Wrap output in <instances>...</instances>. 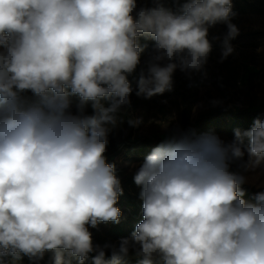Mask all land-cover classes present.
Masks as SVG:
<instances>
[{
  "label": "clouds",
  "instance_id": "9594fccd",
  "mask_svg": "<svg viewBox=\"0 0 264 264\" xmlns=\"http://www.w3.org/2000/svg\"><path fill=\"white\" fill-rule=\"evenodd\" d=\"M236 16L233 0H0V264H264V191L249 201L242 187L264 174L260 116L227 142L177 126L136 168L135 230L103 245L90 231L123 217L106 153L133 91L170 92L177 70L206 77L209 31L227 28L213 37L222 63Z\"/></svg>",
  "mask_w": 264,
  "mask_h": 264
},
{
  "label": "rangeland",
  "instance_id": "374dc122",
  "mask_svg": "<svg viewBox=\"0 0 264 264\" xmlns=\"http://www.w3.org/2000/svg\"><path fill=\"white\" fill-rule=\"evenodd\" d=\"M233 10L237 16L232 22L239 28V35L231 41L233 54L222 63L219 62L221 40L227 28L223 24L211 28L208 38L213 49L205 66L207 76L196 73L190 80L177 70L174 74V87L170 92L146 100L136 97L133 91L131 108L118 114L124 122L110 134L107 152L127 138L135 140L144 137L161 142L177 126L185 130L193 127L199 118L211 116L218 108H258L264 112V0H233ZM213 37H220L221 40H213ZM147 58L148 53L137 67V74L131 76L134 82L141 69L146 70ZM212 100L221 103L213 106ZM91 111L87 110L89 114ZM136 117H142L143 122L139 127H130L127 120ZM206 132L214 133V129H210L207 124L197 131L198 134ZM150 152L144 147L124 149L114 160L124 176L133 177L136 168ZM260 171L243 173L249 178L245 184L264 189V174L256 178Z\"/></svg>",
  "mask_w": 264,
  "mask_h": 264
},
{
  "label": "trees",
  "instance_id": "16d2710c",
  "mask_svg": "<svg viewBox=\"0 0 264 264\" xmlns=\"http://www.w3.org/2000/svg\"><path fill=\"white\" fill-rule=\"evenodd\" d=\"M141 43H148L149 49L141 54V62L143 57L148 51L151 50L152 41L141 40ZM140 62V63H141ZM138 69V68H137ZM138 70L134 73L137 74ZM129 80L132 84V87L136 85L134 79L129 77ZM30 95V93H29ZM107 106V104H106ZM87 110L90 111L91 107L88 106ZM260 116L264 119V112L258 108H244L232 110L229 108H218L211 116H206L205 118H199L198 122L193 127H188L187 129H195L196 132L201 128H205L209 124L210 129H214V133L220 138L231 141L234 136V130L239 128L241 130L249 129L254 119ZM203 121L209 123H203ZM160 142L158 140H150L148 138L139 137L135 140L127 138L121 142L117 147L109 149L106 153L107 162L115 163L117 169V176L121 180L122 187L124 189L123 195L120 196L118 207L123 212V217L119 224L115 223H101L98 228H90V231L93 233V241L95 244L103 245L106 242L118 243L121 237H128L135 230V225L139 223L142 219V200L139 199L140 189L134 183L133 177H126L123 175L122 170L119 168L115 162V157L124 149L127 150H136L139 147L147 148L148 151H151L155 146ZM233 170L239 171L235 165H233ZM242 187L246 190L245 199L251 200L254 193L258 191H264V189L256 188L249 184H244ZM110 255V251L108 253ZM52 256L51 252L45 254L44 260L40 264H49L50 258ZM7 264H30L27 257H24L21 260H13L11 257L7 258ZM72 264H77V261L73 260ZM87 264V262H86ZM126 264H137V259L130 257Z\"/></svg>",
  "mask_w": 264,
  "mask_h": 264
}]
</instances>
